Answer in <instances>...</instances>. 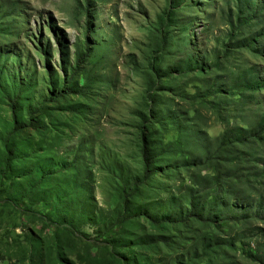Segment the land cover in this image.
I'll list each match as a JSON object with an SVG mask.
<instances>
[{"label":"rangeland","instance_id":"374dc122","mask_svg":"<svg viewBox=\"0 0 264 264\" xmlns=\"http://www.w3.org/2000/svg\"><path fill=\"white\" fill-rule=\"evenodd\" d=\"M92 2L89 32L87 0H0V264H177L195 162L264 116V46L238 43L264 9L239 30L237 0ZM144 145L159 172L127 201ZM255 212L228 264H262Z\"/></svg>","mask_w":264,"mask_h":264},{"label":"trees","instance_id":"16d2710c","mask_svg":"<svg viewBox=\"0 0 264 264\" xmlns=\"http://www.w3.org/2000/svg\"><path fill=\"white\" fill-rule=\"evenodd\" d=\"M95 1V0H93ZM239 10L236 17L230 21L233 29L241 30L247 24L255 20L257 13H261L264 7L263 0H237ZM92 0H87V24L89 32L91 31V11ZM178 3L176 0H169L167 10L165 11V21H169L174 16ZM163 25V18H160ZM264 28V26L262 27ZM241 46H255L259 44V49L264 46V29L254 33L252 36L243 34L242 39L238 40ZM257 46V45H256ZM63 55L66 56L67 50L64 48ZM88 52L84 53L79 50L77 53V63L74 70V76L79 73L82 65L87 61ZM247 83H252V88L261 83V80L246 81L239 87H249ZM258 87V86H257ZM64 93L71 90L64 89ZM264 145V116L257 123L255 129L246 132L244 128L229 127L225 129L220 136L215 139V143L208 151L205 157L195 166H199L197 174L193 179L199 185L187 186L184 190L190 193L189 199L198 203H191L181 219H175V224L179 221H190V237L184 236L173 245L184 251L177 264H199V250L201 254L206 255L209 259L207 264H228V250L234 248L236 243L241 239L244 233L234 232V228H240L242 224L247 223L252 216L253 210H256L257 217L264 221V154L260 153ZM144 174L143 177L129 185L130 191L126 196L127 201L134 199L142 188L158 174L155 158L152 149L144 145L143 150ZM10 156H8L6 165L8 166ZM203 169L206 172H202ZM201 186L200 188H198ZM254 189V192H249ZM253 193V194H251ZM182 194V193H181ZM239 203L236 206L233 202ZM203 208L202 213H196L198 208ZM241 212V217L234 220L231 216H224L227 212ZM229 214V213H228ZM218 225L214 227L216 222ZM183 224V223H182ZM218 229L214 238L208 234L214 229ZM258 231L259 227H258ZM262 233V231H260ZM214 235V234H213ZM165 246H170L173 241L172 236H163ZM220 238V239H218ZM195 240H198L196 243ZM186 250V251H185ZM264 264V252L258 258Z\"/></svg>","mask_w":264,"mask_h":264}]
</instances>
